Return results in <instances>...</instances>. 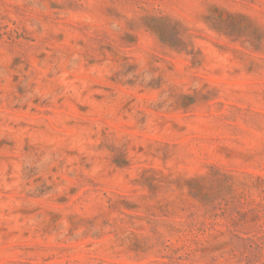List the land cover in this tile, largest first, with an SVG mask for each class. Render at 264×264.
I'll return each mask as SVG.
<instances>
[{"label": "rangeland", "instance_id": "rangeland-1", "mask_svg": "<svg viewBox=\"0 0 264 264\" xmlns=\"http://www.w3.org/2000/svg\"><path fill=\"white\" fill-rule=\"evenodd\" d=\"M0 264H264V0H0Z\"/></svg>", "mask_w": 264, "mask_h": 264}]
</instances>
